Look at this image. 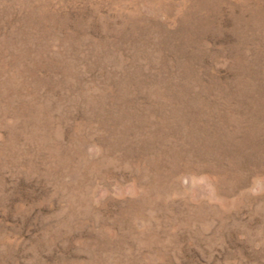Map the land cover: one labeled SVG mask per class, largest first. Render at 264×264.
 <instances>
[{
	"label": "rangeland",
	"instance_id": "obj_1",
	"mask_svg": "<svg viewBox=\"0 0 264 264\" xmlns=\"http://www.w3.org/2000/svg\"><path fill=\"white\" fill-rule=\"evenodd\" d=\"M0 264H264V0H0Z\"/></svg>",
	"mask_w": 264,
	"mask_h": 264
}]
</instances>
